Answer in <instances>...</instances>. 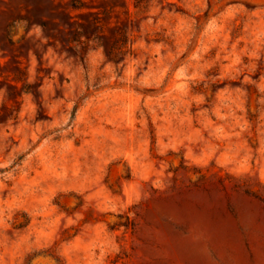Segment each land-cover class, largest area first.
<instances>
[{
  "label": "rangeland",
  "instance_id": "rangeland-1",
  "mask_svg": "<svg viewBox=\"0 0 264 264\" xmlns=\"http://www.w3.org/2000/svg\"><path fill=\"white\" fill-rule=\"evenodd\" d=\"M0 264H264V0H0Z\"/></svg>",
  "mask_w": 264,
  "mask_h": 264
},
{
  "label": "trees",
  "instance_id": "trees-1",
  "mask_svg": "<svg viewBox=\"0 0 264 264\" xmlns=\"http://www.w3.org/2000/svg\"><path fill=\"white\" fill-rule=\"evenodd\" d=\"M74 7H80L77 1L74 2ZM139 6V4L137 5ZM88 29L86 26H78L74 29L71 40L75 43L82 44L83 46V56L86 57L87 49L89 46V42L93 40V37L88 34ZM87 35V39L83 40V37ZM128 38L125 32H121L118 39L108 48V54L110 58L116 62L120 59V57L125 53V48L128 46Z\"/></svg>",
  "mask_w": 264,
  "mask_h": 264
}]
</instances>
